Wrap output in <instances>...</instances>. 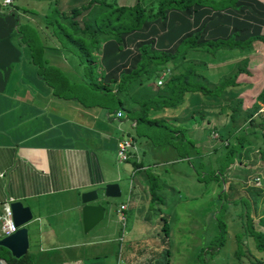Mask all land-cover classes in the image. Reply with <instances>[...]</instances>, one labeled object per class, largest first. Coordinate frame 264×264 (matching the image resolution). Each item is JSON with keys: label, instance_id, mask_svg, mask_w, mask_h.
<instances>
[{"label": "crops", "instance_id": "crops-1", "mask_svg": "<svg viewBox=\"0 0 264 264\" xmlns=\"http://www.w3.org/2000/svg\"><path fill=\"white\" fill-rule=\"evenodd\" d=\"M53 1L63 8L64 4L77 5L86 0ZM241 1L248 0H237V3ZM38 2L10 0L3 4L0 0V211L3 202L12 200H19L30 208L32 219L24 224L28 235L25 252L54 259L35 264H118L112 250H105L106 253L95 250L96 245L108 241L103 226L100 228L102 237L87 236L88 232L82 231L79 195L104 182L125 180L128 181L127 193L144 197L140 191L145 192L146 173H133V162L116 159L115 142L119 137L130 135L126 130L133 121L124 116L121 107L108 110L98 104H83L77 98L57 96L50 84L38 76L29 45L19 40L18 22L34 26L39 39L45 43L41 53L44 64L61 70L70 80L80 77L77 59L68 58L70 53L41 29L46 11L40 18L33 15V6ZM190 6L197 7L194 8L197 12L188 14L185 12L188 8H170L163 19L145 20L139 28L122 32L118 43L113 39L103 41L99 56L103 79L117 81L120 71L134 66L138 45L143 42L152 48L173 51L182 37L196 29L200 30L199 40L225 37L233 30L237 31L235 38L239 39L254 33L264 34L263 24L251 20L253 14L237 16L232 13L237 9L230 7L215 10L208 6ZM164 19L166 23H161ZM231 51L239 59L233 68L221 73L228 75L243 65L257 77L240 74L236 80L258 83L264 48L252 43L243 51L238 48ZM252 59H257L258 65L250 66ZM65 70L72 72L71 78ZM245 92L240 94L245 95ZM116 110L121 111L120 116L115 115ZM144 143L138 144L137 149L143 155V168L152 165L155 156L152 151L155 145ZM146 185L145 194L149 193ZM125 209L126 205L124 214ZM132 231L134 236L133 225ZM121 234L116 227L113 240L121 238ZM50 250L56 252L50 253ZM1 253H4L2 248Z\"/></svg>", "mask_w": 264, "mask_h": 264}, {"label": "trees", "instance_id": "trees-1", "mask_svg": "<svg viewBox=\"0 0 264 264\" xmlns=\"http://www.w3.org/2000/svg\"><path fill=\"white\" fill-rule=\"evenodd\" d=\"M193 4L208 6L215 10L226 7L237 9L240 6L237 0H223L218 4L211 3L209 0H157L152 8L144 7L139 0L130 4L116 3L115 0H86L67 8H61L55 2L42 16L41 29L45 30L59 47L77 55V63L80 65V69L77 70L80 75L78 80L68 79L61 70L41 61L42 46L45 43L39 39L34 26L26 22H18L16 28L19 40L27 42L31 49V60L37 65L38 76L50 84L54 94L65 98H77L83 104H98L108 110L121 107L124 115L133 121V125L145 122L147 126H151L145 133L151 144L165 145L170 148L173 146L176 157L188 158L190 154L198 155L204 150H199L196 146L191 147L194 137L186 133L187 129L183 122L173 120V116L180 111L183 113L185 110L191 113L190 110H186V105L182 104L176 110H167L166 106L174 109V106L183 101L185 92L190 94L188 99H194L192 92L199 94L201 109L214 108V103L226 101L227 108L230 109L228 126L217 130L211 126L206 130L207 138L218 139V147L221 145L224 148L223 157L217 159L216 168H212L216 169V174H218L239 157L243 143L251 139L249 127L253 134L261 136L260 141L264 142V77L259 83H254L255 80L249 84L245 81H237L236 78L240 74L249 73L254 79L257 77L243 65L228 75H224L226 72L218 74L210 72L212 70H209L211 59L205 56V52L233 48L243 51L245 47L252 43L256 45L257 42L258 46L264 45V34L254 33L239 39L235 38L237 31L233 30L225 37L199 40L200 30L196 29L182 37L173 51L152 48L149 43L143 42L138 45V58L134 66L127 71H120L117 81L103 79L104 71L99 61L103 41L113 39L118 43L122 32L139 28L143 21L163 19L167 9H185ZM15 18L18 21L17 17ZM164 70L167 72L160 83H157L158 74ZM244 90L249 97L247 100L240 94ZM248 100L250 101L246 104L245 101ZM200 108L197 109L200 110ZM151 109H159V112L150 114ZM220 110L218 106L217 111ZM178 116L182 117V115ZM205 120L210 121L208 115ZM211 131H214L216 135L211 136ZM201 137L204 138L205 135ZM215 147L213 146L212 149ZM137 149L139 148L135 145V149L130 153L134 155H129L127 158L133 162V173L150 170L149 164L142 167L143 155L139 154ZM258 152L257 158L264 159V145L258 147ZM150 171H148V200L151 202L157 197L156 190L161 177ZM238 184L241 185L242 182L228 183L223 193L229 196L230 192L238 190ZM238 198L243 199L245 196ZM239 221L242 229L235 233L234 253L241 248L242 241L247 239L243 236L245 234L253 238L256 248L264 249V230L252 226L247 210L239 211ZM217 224L218 231L213 237L218 236V239L222 240L225 233V220L218 219ZM161 229L166 239L167 225L164 220L161 223ZM221 242L223 241H220L219 245L222 244ZM0 248L4 250L0 257L7 263L35 264L49 263L54 260L51 257L42 258L28 251L14 257L5 247L0 245ZM49 252L55 253L56 251L50 250ZM50 253L46 252V256ZM260 260L256 258L255 261L258 263ZM166 261L167 258L164 263ZM238 264L241 263L238 262Z\"/></svg>", "mask_w": 264, "mask_h": 264}, {"label": "rangeland", "instance_id": "rangeland-1", "mask_svg": "<svg viewBox=\"0 0 264 264\" xmlns=\"http://www.w3.org/2000/svg\"><path fill=\"white\" fill-rule=\"evenodd\" d=\"M49 1L52 4L56 2L39 0L33 6V15L40 18V14L48 12L52 5ZM133 1L135 0H115L116 3L127 4ZM139 1L143 3L144 7L152 8L157 0ZM209 1L218 4L223 0ZM62 7L67 8L68 5L64 4ZM187 8L188 11L185 12L188 14L197 12L194 11V8L197 7L188 6ZM168 11L170 10H166V13ZM232 13L237 16L253 14L250 15L251 20L255 19L262 23L261 30L264 29V0L241 1L240 7ZM157 23H166V20ZM260 46L264 48V45ZM231 50L220 49L205 52V56H209L211 59L209 70H212L210 72L220 70L221 73L233 68L239 58L232 55ZM69 53L68 58L74 56L77 59L75 53ZM249 63L250 66L258 65V60L252 59ZM263 66L264 63H261V75L257 80L258 83L264 75ZM65 73L71 78L70 70H65ZM189 95L185 92L183 101L179 105L174 106V109L166 106V109L176 110L180 105H186V110H190L191 113L189 114L185 110L183 113L178 111L179 113L173 116V120L185 124L186 133L190 137H194L191 147L196 146L199 150L203 149V153L190 154L188 158L176 157L173 146L169 152L164 149L165 145H155L152 149L155 152L153 164L150 163L149 168L161 176L156 190L157 197L150 202L148 200L149 193L145 194L146 184L149 183V169L145 171L147 179L145 192L140 191V194L144 195L142 198L127 193L128 181L120 180L119 196L99 200L104 205L103 216L87 231V236L95 234L96 237H102L100 228L103 226L104 236L108 238V241L96 245L95 250L96 252L112 250V253L118 257V264H238V262L241 264H264V249L256 248L250 235H243L247 239L242 241L241 248L234 253L236 248L235 233L242 229L239 221L241 209L247 210L254 228L264 230V159L257 158L258 147L264 145V142L260 141L261 136L253 134L249 127L251 139L243 143L239 157L228 164L224 171L221 170L222 172L216 174V169L212 168H216L217 159L223 157L224 148L221 145L218 147V139H208L206 130L211 126L214 127V130L224 129L228 126L230 109L227 108L226 101L214 103V108L201 109L199 94L192 92L191 95L194 99H188ZM243 96L246 100L249 99L247 93ZM249 101H245V103L247 104ZM218 106L221 108L220 111H217ZM198 107L200 110L197 109ZM155 112H159V109H151L150 114ZM178 115H182V117L180 118ZM207 115L210 121L205 120ZM150 127L145 122H139L136 126L135 124L129 125L126 132L133 138L137 147L140 143L145 144L144 141L148 145L150 142L145 133ZM203 134L204 138L201 137ZM213 146L216 147L212 149ZM127 161L125 160L123 163ZM255 176L259 178H253ZM126 177L128 178V176ZM230 182H242V184H238V190L230 192L227 196L223 193V189ZM242 195L246 200L238 198ZM159 198L160 200H157ZM234 198H238V200H234ZM118 202L126 205L123 226H121L120 220L118 221L119 217L115 210L118 207ZM218 219L225 220V233L222 240H219L218 236L217 238L213 237L218 231ZM163 220L167 225L166 239L161 229ZM132 225L134 226V236ZM116 227L118 233L122 232V236L113 240ZM220 241H223L221 245H219ZM165 258H167L166 263H164ZM256 258L261 260L257 263Z\"/></svg>", "mask_w": 264, "mask_h": 264}, {"label": "water", "instance_id": "water-1", "mask_svg": "<svg viewBox=\"0 0 264 264\" xmlns=\"http://www.w3.org/2000/svg\"><path fill=\"white\" fill-rule=\"evenodd\" d=\"M120 195V186L117 181L104 182L98 188H90L80 192V207L82 231L86 232L93 227L103 216L104 205L100 199L117 197ZM11 219L16 229L0 237V245L9 253L18 257L26 251L28 245L27 228L24 225L32 219V213L27 205L19 200L8 202ZM0 264H8L0 258Z\"/></svg>", "mask_w": 264, "mask_h": 264}, {"label": "built area", "instance_id": "built-area-1", "mask_svg": "<svg viewBox=\"0 0 264 264\" xmlns=\"http://www.w3.org/2000/svg\"><path fill=\"white\" fill-rule=\"evenodd\" d=\"M10 0H2L3 4L9 3ZM167 72V70L162 71L160 74H158V77L156 79L157 83H160L163 75ZM116 116L121 115L120 110H116L115 112ZM216 135V133L213 134L211 131V136ZM135 149V144L133 142L132 137L130 136H124V137H119L116 142H115V152H116V159L118 162H122L127 160L129 157L131 151ZM124 208H125V203H119L118 207L115 209L116 213L118 214L120 224L123 226L124 224ZM16 226L14 222L11 219V212L8 207V202L5 201L2 204L1 211H0V235H6L9 232L15 230Z\"/></svg>", "mask_w": 264, "mask_h": 264}, {"label": "clouds", "instance_id": "clouds-1", "mask_svg": "<svg viewBox=\"0 0 264 264\" xmlns=\"http://www.w3.org/2000/svg\"><path fill=\"white\" fill-rule=\"evenodd\" d=\"M8 207H9V206H8ZM15 229H16V228H15ZM13 231H14V230H13ZM11 232H12V231H11ZM9 233H10V232H9ZM1 236H4V235H0V237H1ZM8 264H9V263H8Z\"/></svg>", "mask_w": 264, "mask_h": 264}]
</instances>
